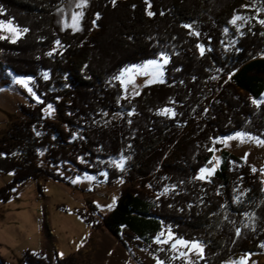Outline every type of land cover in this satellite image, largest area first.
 <instances>
[{
	"label": "trees",
	"instance_id": "trees-1",
	"mask_svg": "<svg viewBox=\"0 0 264 264\" xmlns=\"http://www.w3.org/2000/svg\"><path fill=\"white\" fill-rule=\"evenodd\" d=\"M68 1L0 0V21L21 33L14 43L0 37V72L32 77L41 100L21 105L23 117L0 137V173L12 174L0 204L31 180L65 182L60 169L70 165L72 176L129 183L109 215L95 206L76 213L163 264H186L156 242L165 231L202 246L193 264L264 253L259 174L222 150L213 176L197 178L210 165L213 139L242 132L264 140V103H252L264 99V0H87L74 32L57 20ZM237 15L243 23L231 22ZM162 54L164 81L125 94L115 77ZM8 85L0 80V89ZM19 264L77 260L53 263L26 251Z\"/></svg>",
	"mask_w": 264,
	"mask_h": 264
},
{
	"label": "rangeland",
	"instance_id": "rangeland-1",
	"mask_svg": "<svg viewBox=\"0 0 264 264\" xmlns=\"http://www.w3.org/2000/svg\"><path fill=\"white\" fill-rule=\"evenodd\" d=\"M78 2L79 0H69L59 9L57 20L61 28L67 30V32L78 31L72 27H65V22L71 24V14L73 12H83L85 6L77 8L76 4ZM81 20L82 17L79 19V29ZM237 22L243 23V20ZM10 27L14 26L11 24ZM20 36V31L13 32L9 30V27L0 25L1 38L14 43ZM161 57L162 55L155 60L163 64L162 80L164 81V67L166 64L163 63ZM147 62L141 65L128 66L125 69L137 68L147 64ZM150 71L151 69H149ZM1 79L7 80L9 85L0 89V137L12 122L23 117L20 111L21 105L30 106L41 103L35 92L32 77L17 76L10 71H4L0 72ZM152 79L151 75L133 72L125 73L118 81L121 83L125 94L127 92L128 96L133 97L143 87L160 82L159 79H155L154 82L147 83ZM55 112L53 106H51V109H49V105L44 108L45 116L50 120L57 118ZM163 115L172 116V114ZM237 133L213 139L211 162L209 166L205 167L212 171L210 175L205 173V179L201 180H209L219 168L222 162L223 150L249 164L264 182V144L257 142L258 140H264L250 133H242L244 134V142H241L240 139H229V137H235ZM249 137L252 139H249ZM73 170L70 165L64 166L60 169V173L65 177V182L43 180V184L38 183L39 187L42 185L40 189L35 182H27V184L16 189L8 202L0 204L5 209V214L0 216V221L3 222L6 217L10 219L8 222L10 226L7 230L12 238L20 237L19 231L28 233V235L33 230L38 234L41 233L46 244L49 245L53 263L59 261V259L72 256L77 260V264H160L161 261L156 256L127 242L125 238L122 239L123 243L107 230H92L76 213L79 210L88 212V207L95 206L100 215H109L116 206L119 192L129 183L124 180L122 183H114L109 186L105 182L101 183V179L97 175L72 176ZM198 172V176H200L201 172ZM11 177L12 174L10 173H0V187L10 183ZM95 216L98 218V214H95ZM160 239L167 240L168 243H159V245L162 247L168 245L170 248L176 240H179L170 231L163 232ZM7 241L8 243L10 241L8 236L0 232V244L4 245ZM189 247L190 244L188 246L177 245L176 249L171 248L170 251L186 264H193L203 258V253L200 254L198 250L189 251ZM180 253H187V255L180 256ZM242 258L244 264H264V253L237 255L224 264H238ZM6 263L19 264V261L18 263Z\"/></svg>",
	"mask_w": 264,
	"mask_h": 264
},
{
	"label": "snow or ice",
	"instance_id": "snow-or-ice-1",
	"mask_svg": "<svg viewBox=\"0 0 264 264\" xmlns=\"http://www.w3.org/2000/svg\"><path fill=\"white\" fill-rule=\"evenodd\" d=\"M87 3V0H79V2L76 4L77 8H83ZM149 15H152L151 12L148 13ZM83 16V12H73L71 14V24H68L67 22H65V27H72L75 30H79V19ZM244 19V17H241L239 15L235 16L233 18V20L231 21L233 24H235L237 21ZM261 24H264V20L260 21ZM12 24L11 21H0V25L9 27V30L13 31V32H18L20 30L14 28V27H10ZM185 27H190L189 25H185ZM23 32H27L28 29H22ZM57 44H59L60 42L57 41ZM198 47H200L198 45ZM51 54V53H50ZM201 54H203V49L201 48ZM161 59L163 60V63L166 64L167 63V57L163 56ZM149 69H151V71L149 72ZM139 73V74H143V75H151L153 77L152 80L147 81V83H152L154 82L155 79H159L160 82H163L162 77H163V64H161L159 61L156 60H151L148 61L147 64L139 66L137 68H127L125 70H123L120 73V76L115 77V79H120L121 77H123L125 75V73ZM23 83V81H21ZM123 83V81H122ZM252 103L259 106L261 103H264V99L262 100H257V99H253ZM49 109H51V106L49 105ZM161 114H172L175 115V113L172 112L171 109H162L161 110ZM37 135H39V133H37ZM229 139H240L241 142H244V134L242 133H237V135L235 137H229ZM249 139H252L251 137H249ZM258 143H262L264 144V141H257ZM211 150V149H210ZM120 167H123V163L121 162ZM212 170L206 169V168H202L200 170L201 174L200 176H198V179H205V173H208L209 175L211 174ZM253 171H255V169H253ZM237 234L239 235V230L237 231ZM161 236L163 235V233L160 234ZM171 238V237H170ZM157 243H168L167 240H161L159 237H157ZM190 244L189 247V251L192 250H198L200 254L203 253V248L202 246L198 243V242H189V241H185L182 239L176 240L175 243H173L171 245L172 249H176L177 245H183V246H188ZM187 255V253H180V256H185ZM160 264H163V262L161 261ZM238 264H244V259L242 258L241 261L238 262Z\"/></svg>",
	"mask_w": 264,
	"mask_h": 264
},
{
	"label": "crops",
	"instance_id": "crops-1",
	"mask_svg": "<svg viewBox=\"0 0 264 264\" xmlns=\"http://www.w3.org/2000/svg\"><path fill=\"white\" fill-rule=\"evenodd\" d=\"M43 180L45 181L48 179L37 178L36 180L34 179V181H30L28 183L35 182L37 184V187L40 189L42 185L41 187H39L38 183L40 182V184H43L42 183ZM102 181L101 183H103ZM4 214H5V209L0 206V216H3ZM9 220L10 219L6 217L3 222L0 221V232H3L5 235H7L10 240L9 243L7 241V243L4 245L0 244V258H2L6 262L18 263L22 254L25 253L26 251H30L35 254H40L48 261L53 262L51 260L52 255L50 254L49 251V245L46 244V241L44 240L41 233L38 234L33 230V232H31V234L28 235V233H23L19 231V233L21 234L20 237L12 238V235L9 234L7 230L8 226H10L8 224ZM14 224L16 225V223Z\"/></svg>",
	"mask_w": 264,
	"mask_h": 264
}]
</instances>
